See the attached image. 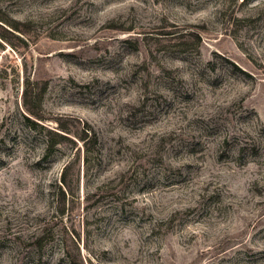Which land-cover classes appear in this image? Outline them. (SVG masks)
Masks as SVG:
<instances>
[{"label": "rangeland", "instance_id": "obj_1", "mask_svg": "<svg viewBox=\"0 0 264 264\" xmlns=\"http://www.w3.org/2000/svg\"><path fill=\"white\" fill-rule=\"evenodd\" d=\"M0 12V264H264V0Z\"/></svg>", "mask_w": 264, "mask_h": 264}, {"label": "trees", "instance_id": "obj_2", "mask_svg": "<svg viewBox=\"0 0 264 264\" xmlns=\"http://www.w3.org/2000/svg\"><path fill=\"white\" fill-rule=\"evenodd\" d=\"M244 0H242L243 2ZM5 13L0 12V22L2 23H7L14 31L16 32H24L23 29H21V27L19 25H15L12 24V21L8 22V21H3V17H4ZM3 16V17H2ZM5 32L8 30H4ZM2 36V35H1ZM3 37V36H2ZM36 105H30V108L28 106H26V112L28 113L27 116H24L23 118L25 119V121L27 123H29L32 127L33 130L36 129H42V130H46L48 136H52L55 138V141L53 142H48L46 143V155L49 154L51 152V150L53 149L54 145L56 144H63L65 141H68L70 143H72L75 147L77 146L76 144L78 142H81V147L86 151V153H89V149L87 148V132L84 131L82 133L81 136L76 137L74 135H71V133L68 131V129H66V127L64 125H62L61 123H59V121H56L57 125H56V131L53 130H48L46 129L43 125L39 124V121L43 120V117L39 114V111L34 109ZM37 108L38 105H37ZM76 137V140L73 139ZM94 140L96 142V138L94 137ZM94 142V141H93ZM248 146H240L237 148V153H244L247 152V150H252V149H247ZM63 177V176H62ZM63 180V179H62ZM64 181V180H63ZM62 181V183H63ZM41 238L38 239V241H40ZM41 248V247H40ZM40 261H37V264H39Z\"/></svg>", "mask_w": 264, "mask_h": 264}]
</instances>
